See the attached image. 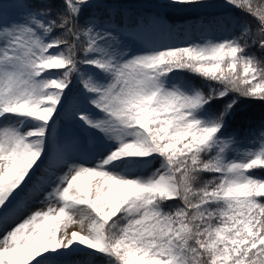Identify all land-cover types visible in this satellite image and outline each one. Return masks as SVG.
Returning <instances> with one entry per match:
<instances>
[{
	"label": "snow or ice",
	"instance_id": "6c2138e0",
	"mask_svg": "<svg viewBox=\"0 0 264 264\" xmlns=\"http://www.w3.org/2000/svg\"><path fill=\"white\" fill-rule=\"evenodd\" d=\"M157 7L0 0V264H264V0Z\"/></svg>",
	"mask_w": 264,
	"mask_h": 264
},
{
	"label": "rangeland",
	"instance_id": "374dc122",
	"mask_svg": "<svg viewBox=\"0 0 264 264\" xmlns=\"http://www.w3.org/2000/svg\"><path fill=\"white\" fill-rule=\"evenodd\" d=\"M157 2H161V0H157ZM157 3V4H158ZM157 4H153L151 5V3L149 2V5H147L148 8L144 9L142 6L140 5H136L133 8H127L129 10V12L134 16H151V17H156L160 23L162 25H168V23L166 22L163 13L161 10H156L158 9H163V8H159L157 7ZM217 10L215 9H209L205 14L203 13L202 15L199 14V16H196L192 19H189L187 21H185V27H190L191 29H193L192 31L195 34H191V39L196 40L199 36V32H198V22L201 19H204L205 21H207V19ZM211 12V13H209ZM149 38L152 39H156V40H164L165 42H170V43H175V44H182L184 42L185 39H187L188 37H185L184 35H178L177 33H173L172 35V39L169 40L168 39V33L166 31H163L161 29H157L154 32H151L148 34ZM72 228L75 229V226H72ZM69 230H71V227L69 228Z\"/></svg>",
	"mask_w": 264,
	"mask_h": 264
},
{
	"label": "trees",
	"instance_id": "16d2710c",
	"mask_svg": "<svg viewBox=\"0 0 264 264\" xmlns=\"http://www.w3.org/2000/svg\"><path fill=\"white\" fill-rule=\"evenodd\" d=\"M130 1H134V0H130ZM213 1H215V0H213ZM173 15V14H172ZM174 16V15H173ZM175 17V16H174ZM257 114H259V109H257Z\"/></svg>",
	"mask_w": 264,
	"mask_h": 264
},
{
	"label": "bare ground",
	"instance_id": "6f19581e",
	"mask_svg": "<svg viewBox=\"0 0 264 264\" xmlns=\"http://www.w3.org/2000/svg\"><path fill=\"white\" fill-rule=\"evenodd\" d=\"M73 230H74V228H72V226H71V230H70V232L73 231Z\"/></svg>",
	"mask_w": 264,
	"mask_h": 264
}]
</instances>
